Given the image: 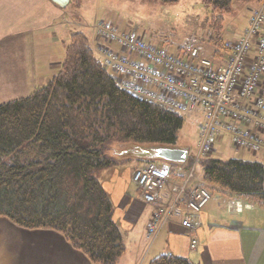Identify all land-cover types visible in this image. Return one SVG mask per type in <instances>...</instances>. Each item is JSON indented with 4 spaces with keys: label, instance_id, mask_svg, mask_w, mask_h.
Here are the masks:
<instances>
[{
    "label": "trees",
    "instance_id": "16d2710c",
    "mask_svg": "<svg viewBox=\"0 0 264 264\" xmlns=\"http://www.w3.org/2000/svg\"><path fill=\"white\" fill-rule=\"evenodd\" d=\"M202 1L214 9L212 41L219 56L228 50L221 31L233 0ZM185 120L122 88L89 36L73 33L48 83L0 103V216L25 229L63 234L93 264H117L127 248L99 173L134 160L111 154L114 143L174 146ZM202 166V181L213 189L264 206V161L211 156ZM175 169L171 166L172 177ZM149 264L195 263L163 253Z\"/></svg>",
    "mask_w": 264,
    "mask_h": 264
},
{
    "label": "crops",
    "instance_id": "0c3cea01",
    "mask_svg": "<svg viewBox=\"0 0 264 264\" xmlns=\"http://www.w3.org/2000/svg\"><path fill=\"white\" fill-rule=\"evenodd\" d=\"M83 18L79 0H0V102L8 100L7 93L25 96L34 91V83H48L57 66L60 70L64 57L61 61L58 58L71 35L85 32ZM85 33L93 39L89 31ZM51 68L54 73H50ZM219 139L220 145L226 138ZM137 150L143 156L150 154L144 146ZM119 151L113 148L112 154L134 160L99 173L127 248L117 264H149L163 253L187 257L195 264H264V206L252 203L253 207L243 212L227 211V198L233 194L229 191H212V199L195 217L193 230L185 227L183 216H178L165 222L156 235H149L147 224L154 205L145 202L143 191L132 179L146 161H137L142 155L139 152L130 156ZM193 185L206 186L202 180ZM216 193L219 196L214 198ZM171 197L168 186L162 199L165 202ZM183 207L188 212L185 204ZM191 237L198 240L196 249L191 247ZM0 264L93 263L63 234L51 229H25L0 216Z\"/></svg>",
    "mask_w": 264,
    "mask_h": 264
},
{
    "label": "built area",
    "instance_id": "2783aa9c",
    "mask_svg": "<svg viewBox=\"0 0 264 264\" xmlns=\"http://www.w3.org/2000/svg\"><path fill=\"white\" fill-rule=\"evenodd\" d=\"M94 28L93 49L122 88L171 111L202 116L196 152L175 169L181 182L171 180L174 165L156 162L138 167L132 178L145 202L154 205L147 224L149 235H156L162 224L178 216L193 230L195 217L213 197L207 186L193 185L196 169L210 157L219 138L228 137L236 151H264V5L251 12L243 34L227 42L228 50L219 56L216 49L208 53L194 38L173 52L146 41L135 30L120 31L103 22ZM168 186L172 197L164 202L162 195ZM252 207L235 193L227 198L229 211ZM197 246L198 240L191 237V247Z\"/></svg>",
    "mask_w": 264,
    "mask_h": 264
},
{
    "label": "rangeland",
    "instance_id": "374dc122",
    "mask_svg": "<svg viewBox=\"0 0 264 264\" xmlns=\"http://www.w3.org/2000/svg\"><path fill=\"white\" fill-rule=\"evenodd\" d=\"M79 3L80 11L86 23L83 30L87 33L89 31L92 36L96 35L94 26L103 22V24L108 23L117 26L120 31L135 30L146 41L165 46L173 52H176L178 48L192 38L197 43L202 44L208 53H212L215 49L212 38L216 36V32L211 25L214 9L202 0H179L171 3L160 0H79ZM263 5L264 0L251 3L233 0L230 11L223 14L224 21L221 32L225 41L233 42L240 38L248 26L251 12ZM60 46L62 48V45ZM113 47L115 50H120L116 44H113ZM64 56L65 49L62 48L58 60H62ZM58 70L59 66L55 69L56 73ZM50 73H54L52 68ZM52 75L50 74V77ZM46 82H36L34 87ZM12 93L14 92L7 93L5 97L8 100L22 97H16ZM184 117L186 120L179 132L177 146L188 148L189 155H191L197 150L202 116L200 114H184ZM223 138L226 139L222 141V144H215V150L210 154V157L222 160L241 158L264 161V154H252L245 149L236 151L230 147L227 137ZM125 145L127 144L114 143L112 148L116 150ZM112 152L113 149L111 154ZM159 163L166 164L165 161H159ZM196 176L197 178L193 181L200 182L203 178L202 162L197 166ZM205 185L211 190L213 189L211 184L205 182ZM215 190L217 189H213V191ZM217 193L214 194V198L219 196ZM219 202L221 203V200ZM226 206L225 209L228 211Z\"/></svg>",
    "mask_w": 264,
    "mask_h": 264
},
{
    "label": "water",
    "instance_id": "95a60500",
    "mask_svg": "<svg viewBox=\"0 0 264 264\" xmlns=\"http://www.w3.org/2000/svg\"><path fill=\"white\" fill-rule=\"evenodd\" d=\"M147 150H150L149 156H143L141 151L137 150L138 148L143 147ZM118 152L119 150L116 149ZM122 152L123 155L133 156L132 153L139 152L138 158L146 159V160H157V161H165L168 165H174L181 167L185 164L189 157V149L182 146H167V145H143L137 143H127L124 146L123 150H120L119 153ZM122 155V156H123ZM121 156V155H120Z\"/></svg>",
    "mask_w": 264,
    "mask_h": 264
}]
</instances>
